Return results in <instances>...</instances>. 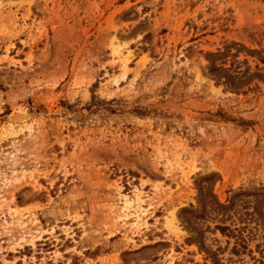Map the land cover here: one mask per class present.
Returning <instances> with one entry per match:
<instances>
[{
	"label": "rangeland",
	"instance_id": "obj_1",
	"mask_svg": "<svg viewBox=\"0 0 264 264\" xmlns=\"http://www.w3.org/2000/svg\"><path fill=\"white\" fill-rule=\"evenodd\" d=\"M263 59L264 0H0V264H256Z\"/></svg>",
	"mask_w": 264,
	"mask_h": 264
},
{
	"label": "trees",
	"instance_id": "obj_2",
	"mask_svg": "<svg viewBox=\"0 0 264 264\" xmlns=\"http://www.w3.org/2000/svg\"><path fill=\"white\" fill-rule=\"evenodd\" d=\"M255 202L254 210L252 213L248 214L247 219H244V223H242L243 226H236L235 229L230 226H223L219 227V230L223 235L234 239L233 251L236 254L246 249L250 240L260 238L263 242L256 245V250L259 252L260 258L253 257V259L256 264H264V212L259 209L260 201L257 199ZM219 251L223 253L222 251L224 250Z\"/></svg>",
	"mask_w": 264,
	"mask_h": 264
}]
</instances>
